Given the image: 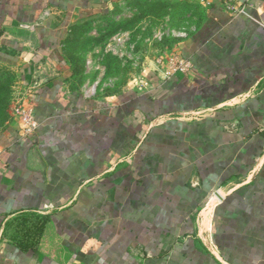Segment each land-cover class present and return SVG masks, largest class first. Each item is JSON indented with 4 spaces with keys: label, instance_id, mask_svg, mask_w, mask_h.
<instances>
[{
    "label": "crops",
    "instance_id": "1",
    "mask_svg": "<svg viewBox=\"0 0 264 264\" xmlns=\"http://www.w3.org/2000/svg\"><path fill=\"white\" fill-rule=\"evenodd\" d=\"M115 1L0 0L34 122L0 130V264H264V0H208L190 72L88 95L68 40Z\"/></svg>",
    "mask_w": 264,
    "mask_h": 264
},
{
    "label": "rangeland",
    "instance_id": "2",
    "mask_svg": "<svg viewBox=\"0 0 264 264\" xmlns=\"http://www.w3.org/2000/svg\"><path fill=\"white\" fill-rule=\"evenodd\" d=\"M208 7V0H116L99 18L73 24L66 54L75 87L108 95L137 86L149 66L171 69L181 59V42ZM0 61L1 130L23 125L30 106L18 69ZM28 221L23 219L21 229Z\"/></svg>",
    "mask_w": 264,
    "mask_h": 264
},
{
    "label": "built area",
    "instance_id": "3",
    "mask_svg": "<svg viewBox=\"0 0 264 264\" xmlns=\"http://www.w3.org/2000/svg\"><path fill=\"white\" fill-rule=\"evenodd\" d=\"M249 3L247 4H240V3H235L233 0H227L225 3V6L227 8V10H230L232 12H244L245 8L248 6ZM193 69V66L191 64L190 61L185 60V59H180L179 61H177L175 63V66L172 67L171 69H165L164 71L167 72H175V71H181L183 73H188ZM85 93L88 95H93L94 94V89L91 90L90 89H86ZM23 126L25 131L29 132L32 130V128L34 127V122L32 120V116H31V111L29 110L27 115L25 116V121L23 122Z\"/></svg>",
    "mask_w": 264,
    "mask_h": 264
},
{
    "label": "water",
    "instance_id": "4",
    "mask_svg": "<svg viewBox=\"0 0 264 264\" xmlns=\"http://www.w3.org/2000/svg\"><path fill=\"white\" fill-rule=\"evenodd\" d=\"M36 74L37 76L34 77L35 86L43 85L57 76L56 72L53 71V68L47 62H44L43 64H39ZM215 195L218 198L221 197L217 192H215Z\"/></svg>",
    "mask_w": 264,
    "mask_h": 264
}]
</instances>
